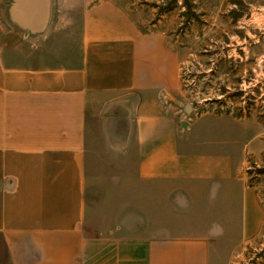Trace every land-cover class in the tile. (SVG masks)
I'll return each instance as SVG.
<instances>
[{
  "label": "crops",
  "instance_id": "obj_1",
  "mask_svg": "<svg viewBox=\"0 0 264 264\" xmlns=\"http://www.w3.org/2000/svg\"><path fill=\"white\" fill-rule=\"evenodd\" d=\"M175 81L116 0H0V264L231 263L263 222L251 125Z\"/></svg>",
  "mask_w": 264,
  "mask_h": 264
},
{
  "label": "rangeland",
  "instance_id": "obj_2",
  "mask_svg": "<svg viewBox=\"0 0 264 264\" xmlns=\"http://www.w3.org/2000/svg\"><path fill=\"white\" fill-rule=\"evenodd\" d=\"M116 1L176 56V81L162 97L165 103L181 112L230 115L251 125L249 131L235 130L237 148L249 146L242 174L259 192L263 222L230 264H264V0Z\"/></svg>",
  "mask_w": 264,
  "mask_h": 264
},
{
  "label": "water",
  "instance_id": "obj_3",
  "mask_svg": "<svg viewBox=\"0 0 264 264\" xmlns=\"http://www.w3.org/2000/svg\"><path fill=\"white\" fill-rule=\"evenodd\" d=\"M189 107L187 106V109H188Z\"/></svg>",
  "mask_w": 264,
  "mask_h": 264
}]
</instances>
